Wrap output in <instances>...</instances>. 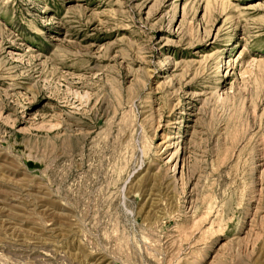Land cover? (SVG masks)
<instances>
[{"label":"rangeland","instance_id":"374dc122","mask_svg":"<svg viewBox=\"0 0 264 264\" xmlns=\"http://www.w3.org/2000/svg\"><path fill=\"white\" fill-rule=\"evenodd\" d=\"M0 264H264V0H0Z\"/></svg>","mask_w":264,"mask_h":264}]
</instances>
